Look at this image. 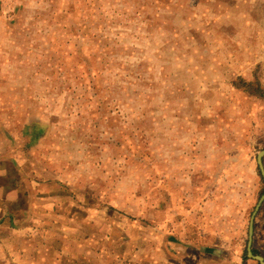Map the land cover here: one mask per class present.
Wrapping results in <instances>:
<instances>
[{"label": "rangeland", "instance_id": "1", "mask_svg": "<svg viewBox=\"0 0 264 264\" xmlns=\"http://www.w3.org/2000/svg\"><path fill=\"white\" fill-rule=\"evenodd\" d=\"M230 10L219 0H0V185L16 187L11 218L47 198L44 264H127L132 250L114 253L121 228L135 241L166 229L167 258L190 241L251 260L264 6L255 46L248 10L235 20ZM258 213L252 246L264 257V203ZM105 229L118 241L106 243Z\"/></svg>", "mask_w": 264, "mask_h": 264}, {"label": "crops", "instance_id": "2", "mask_svg": "<svg viewBox=\"0 0 264 264\" xmlns=\"http://www.w3.org/2000/svg\"><path fill=\"white\" fill-rule=\"evenodd\" d=\"M221 3H230L231 4V10L230 13L231 16H233V20H235L234 16L236 17H243L242 14L248 10V12L251 15V18L249 19L248 25L251 32L250 42L251 46H255V44L258 42L261 44L262 41H258V37L260 35L259 31L262 29L260 23L262 22V17L260 12L257 11V7L260 2H262V6H264V0H219ZM246 4V6H243ZM237 7H241L239 9H236ZM246 7V8H244ZM223 28V25H219V27ZM250 56V55H249ZM257 54L255 53L252 57L250 56L248 59H245L244 57L241 58V60L244 61H258ZM25 126V124H23ZM5 141V139H3ZM30 145V140L29 144ZM3 147V143L0 142V148ZM25 147V145H24ZM256 163V161H255ZM254 163V167H255ZM263 165H264V158H263ZM257 166V164H256ZM1 172V171H0ZM1 186V185H0ZM8 185H2L0 187V264H44L46 263L47 257H44L43 254L47 253V242L48 239L46 238L45 234L47 227H46V203L48 202L47 198H38L36 200V203L34 204L31 199L27 200L26 205L27 211L23 215V217L19 218H11V216L14 214L15 210L18 209L17 202H16V187ZM13 191V192H11ZM264 191V190H263ZM17 206V207H16ZM262 207V206H261ZM261 209V208H260ZM33 210V211H32ZM177 215L179 212H175ZM259 213H257L258 216ZM16 215V214H15ZM169 217L173 216V213L171 210H169L168 214ZM257 216L254 221V234L256 230V221ZM250 219V218H249ZM86 220L92 221L90 217H87ZM167 222L170 221V219H166ZM191 220V216L186 218V221ZM103 221H108L107 217L103 219ZM12 222H14V226L12 225ZM18 222L20 224H18ZM190 222V221H189ZM24 223V224H21ZM249 224V222H248ZM166 227L169 229L171 226L168 224ZM176 228V227H174ZM197 229V228H196ZM122 228L120 230V233L122 234L121 239L119 238V241L116 242L115 240L112 241V239H107L106 235L107 229H105L104 233V239L106 240V243H114L116 242V245L120 244V249L118 250V247L116 250H114L115 255L120 254L122 257V254H125V249L132 250V259L129 260L127 257H125V260L127 261V264H242L244 261L236 257V255H229V249L221 247H217L214 245H200L202 247H198L196 245H192V242L190 241H182L183 243H180L181 245H177L175 248H177V252L173 255V257L167 258L164 254V252L161 250V243L164 242L163 236L167 234L165 231H158L153 230L148 236L149 231L139 232L138 234H144V236L141 239H137L136 241L132 239V236L129 237V240H126V235L128 233L122 232ZM87 231V237H92V230H86ZM129 231L133 232L132 229L129 227ZM198 233H205V230H196ZM212 233V231L209 230V234ZM248 233V228H247ZM213 234V233H212ZM125 235V237L123 236ZM186 238L191 237L193 241V237H195V234L188 229L186 231ZM199 238V235H197ZM203 236V235H202ZM247 238L248 235L246 234ZM255 235H253V244L255 242ZM188 240V239H186ZM121 242V243H119ZM173 243H169L170 246L174 245V240H172ZM88 245H90V241L87 242ZM164 244V243H163ZM36 249V251H35ZM247 249V244H246ZM253 255H259L261 256L254 248L251 247ZM256 251V253H254ZM225 252V253H224ZM232 253V251H231ZM236 253V252H235ZM228 254V255H227ZM226 255V257L224 256ZM246 257H247V250H246ZM262 257V256H261ZM247 259H249L247 257ZM264 260V257H263ZM254 260H249V262L245 264H256V261L252 262ZM124 264V263H122ZM258 264V263H257Z\"/></svg>", "mask_w": 264, "mask_h": 264}, {"label": "water", "instance_id": "3", "mask_svg": "<svg viewBox=\"0 0 264 264\" xmlns=\"http://www.w3.org/2000/svg\"><path fill=\"white\" fill-rule=\"evenodd\" d=\"M263 158H264V149H262L261 151H259L256 155V164H257V168L260 172V175L262 177L263 183H264V165H263ZM264 203V191L263 194L260 196L251 216L249 219V224H248V238H247V257L249 259H252L254 261H256L258 264H264V260L263 257L259 256V255H253L252 253V242H253V235H254V221L255 218L257 216V213L259 212L261 206Z\"/></svg>", "mask_w": 264, "mask_h": 264}, {"label": "trees", "instance_id": "4", "mask_svg": "<svg viewBox=\"0 0 264 264\" xmlns=\"http://www.w3.org/2000/svg\"><path fill=\"white\" fill-rule=\"evenodd\" d=\"M254 253H256V251Z\"/></svg>", "mask_w": 264, "mask_h": 264}]
</instances>
